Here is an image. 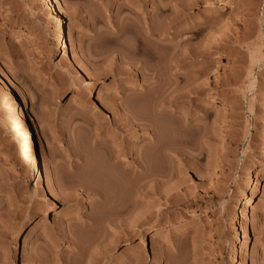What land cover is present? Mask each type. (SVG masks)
<instances>
[{
  "label": "rangeland",
  "instance_id": "rangeland-1",
  "mask_svg": "<svg viewBox=\"0 0 264 264\" xmlns=\"http://www.w3.org/2000/svg\"><path fill=\"white\" fill-rule=\"evenodd\" d=\"M234 1L60 0L75 43L55 54L62 26L46 0H0V264H264V0ZM125 22L137 30L115 47L144 36L153 62L111 45ZM216 49L232 58L212 62ZM11 91L28 98L31 161ZM158 114L185 121V141L148 154L156 131L144 122ZM138 152L161 177L121 174L140 170ZM119 172L127 182L109 183ZM237 206L252 212L238 241Z\"/></svg>",
  "mask_w": 264,
  "mask_h": 264
},
{
  "label": "bare ground",
  "instance_id": "bare-ground-1",
  "mask_svg": "<svg viewBox=\"0 0 264 264\" xmlns=\"http://www.w3.org/2000/svg\"><path fill=\"white\" fill-rule=\"evenodd\" d=\"M46 2H48L52 6V8L54 10H56V12H57L56 23L58 25H61L62 26V37H63L62 40H63V43L58 47V49H57V51L55 53V54H61L63 52H66V50L68 48V45L75 43V34H74L75 29H74V27H73L72 24H65L64 23V19H63V12L64 11H63V8H62V6L60 4V0H46ZM234 4H235V1L234 0H208V6H216L219 10L228 9L229 7L234 6ZM161 13H162V10H161ZM135 29L137 30L136 26L135 25L133 26L130 23H126L125 22L122 25H120L119 28H118V30H117V32L116 31H115V33L112 32V34L114 36H112V38H111V45L114 46V47L116 45H119L118 44V41L121 40V39L123 40V38L126 35L131 36ZM132 40H133V44H131V45H127V43H126L128 41L127 40L124 44H121L120 43V45H122L123 48H121L120 46H119V48H118V46H117V48L116 47L115 48L116 49H121V50L124 49V48L127 49L130 52V54L133 55V58L136 57L135 58L136 59L135 61L138 62V63L140 61L139 59L142 60V57H144V58L146 57L147 60L152 61V62L155 60L154 58H155L156 54L154 53V50L150 46L151 43H150V40L149 39H147L144 36L143 37H137L136 36ZM121 41H119V42H121ZM115 48H114V50H115ZM213 53H214V55L212 57V62H216V59H223V58L231 59L232 58L231 54H229L227 52H223V51H221L219 49L214 50ZM90 83L91 82H88V85H90ZM22 93H23L22 94L23 95V100H22L21 103H19L18 102V98H17V94L14 91H11V95H10L11 98H10V100H11L12 103L16 104V112L14 113V116L12 117V119L10 120V122H11L12 131L14 133V137L16 138V143L18 145V148H19L20 152L23 155H25V157H26V159L28 161H31L34 156H37V151H36V149H35V147L33 145V137H32V135H31V133L29 131V128L27 127V123H26V120H25V111L23 110V108L25 107L26 103L28 102V98H27V95L24 94V92H22ZM212 97H214L215 99H219V100H222L223 101L222 96L219 95V94H212ZM165 104L166 103H163V105H165ZM124 110L125 111L126 110L127 111H130L131 114L134 113L135 115L137 113V115H138V112L135 113V111H136L135 107L134 108L133 107L131 108V107L128 106V108L127 109H124ZM131 114H129V115H131ZM158 115H160V114H158ZM132 117L133 118L131 120L133 122L135 121L134 124L136 122L138 123V121H136L137 120L136 117H138V116H136V117L135 116H132ZM159 117H160L159 118L160 120L158 119V120L155 121V116H154V120H150L152 122H150V121L148 122L149 119L146 120L147 117H146V119L144 118L147 121V122H144L145 125L147 124L150 127L152 126L153 127V130L156 131L155 132V135H156L155 140L149 145V147H147L148 154H151L153 152H157L156 150H159L160 148H163V147L165 148V150L166 149L167 150L168 149H171V148H173L175 146L181 145L185 141V140L182 141V138L180 137V135H181L180 132L181 131H184L186 129V127H187L185 121H183L182 119H181L182 121H179L180 119L179 118L176 119L175 117H173L172 114L171 115H169V114H163V115H160ZM144 119H142V120H144ZM137 123L135 125H137ZM164 127H167V128H164ZM163 128L165 130L167 129L166 131H170L169 133H170V136H171V140L172 141H171V144H169V146H167V144L164 141H162V140H164V138H163L164 137L163 136V133L164 132H162L164 130ZM147 152H144V153H147ZM143 157H142L141 154H139V152L137 153V156H136V158H137L136 166L138 167V169H140L139 171H137V172H134V171L133 172H128V170L125 171V168H123L121 174H123V173L125 174L126 173L127 176L129 175V177H130L129 179L130 180H133V181L135 179L138 181V180H143L145 178H147L146 180H150V177L149 176H151V175H150V172H148L149 170H148L147 164L143 160ZM262 161H264V158H263ZM47 167H48V170H47L48 171V174H47L48 179L47 180L51 181L53 179L52 169L49 166H47ZM256 167H257V165L255 163L250 164L248 166V170H247L248 174H251V172H253V170L256 169ZM38 170H39V168H38ZM141 171L142 172L145 171L144 173L147 176H145V175H141L140 176L139 174L142 173ZM146 172H147V174H146ZM121 174L119 172V177L120 178L118 176L114 175V174H112V175L111 174L110 175L108 174V176H110L109 178H107V179H110V182L109 183L112 184L111 181L114 182L115 179H116V180H121L120 182L122 184L123 183L122 181H125V180H124L123 177H121L122 176ZM113 175H114V177H113ZM158 176H160V175H158ZM101 177H103V176H100V178ZM157 177H155L154 175H152L151 176V180H154L155 178H156L155 180H157ZM111 178H112V180H111ZM103 179H105L106 182L108 181L104 177H103ZM125 182H127V181H125ZM115 185H117V184H115ZM49 208L50 209H53V207H49ZM251 215H252V212H251V210H249V212H246V214H244L243 216H241L240 208L238 206L235 207V209L233 211V214H232V217L230 218V222H229L228 225H229V227H230L231 230H233V231L236 232V241H238V239H239V233H237L238 232L237 227H238V224H239V221H240L241 217H243L244 219H246V218L250 217ZM179 227L180 226H177L175 228H179ZM36 233H37L36 228L35 227H32L29 230L28 234H27L26 241H25L26 244H29V243H32L33 242ZM146 240H147V238L145 236L141 237V240H140L139 244L140 243H144ZM250 244L251 243H250L249 235L246 234L245 242H244V245H242V247L249 246ZM240 257H241V254H240V246H239V244L237 242H235L234 245H233V247H232L230 256H229V261L232 262V263H239Z\"/></svg>",
  "mask_w": 264,
  "mask_h": 264
}]
</instances>
